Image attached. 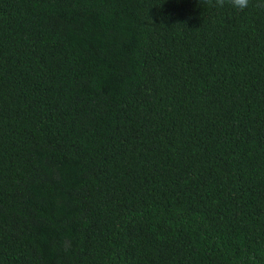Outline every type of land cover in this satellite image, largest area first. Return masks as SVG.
<instances>
[{"label":"trees","instance_id":"obj_1","mask_svg":"<svg viewBox=\"0 0 264 264\" xmlns=\"http://www.w3.org/2000/svg\"><path fill=\"white\" fill-rule=\"evenodd\" d=\"M264 0H0V264H264Z\"/></svg>","mask_w":264,"mask_h":264},{"label":"clouds","instance_id":"obj_2","mask_svg":"<svg viewBox=\"0 0 264 264\" xmlns=\"http://www.w3.org/2000/svg\"><path fill=\"white\" fill-rule=\"evenodd\" d=\"M206 2L215 8H224L226 4L233 9L244 10L249 7L250 0H206ZM257 7L264 8V4H258Z\"/></svg>","mask_w":264,"mask_h":264}]
</instances>
